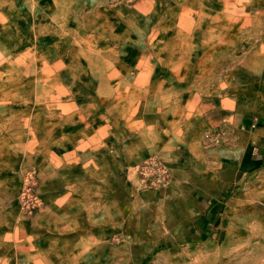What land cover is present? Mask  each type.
Listing matches in <instances>:
<instances>
[{"label": "rangeland", "instance_id": "1", "mask_svg": "<svg viewBox=\"0 0 264 264\" xmlns=\"http://www.w3.org/2000/svg\"><path fill=\"white\" fill-rule=\"evenodd\" d=\"M139 68L205 87L214 122L220 98L264 117V0H0V264H264V170L226 188L209 242L190 225L175 227L174 240L104 236L137 208L124 174L141 189L169 185L156 156L170 173L162 186L133 168L100 179L102 200L86 204L97 224L82 230L98 240L75 250L59 233L69 219L62 191L80 183L76 160L105 148L106 129H96L108 95L131 87ZM227 131L206 133L221 141Z\"/></svg>", "mask_w": 264, "mask_h": 264}, {"label": "crops", "instance_id": "2", "mask_svg": "<svg viewBox=\"0 0 264 264\" xmlns=\"http://www.w3.org/2000/svg\"><path fill=\"white\" fill-rule=\"evenodd\" d=\"M116 78L113 77L115 82ZM179 81L184 78L176 76L168 81L139 68L131 80V87L123 81L122 88H114L108 95L107 109L101 115L104 121L96 129V132L106 129L105 148L101 149L102 143L96 147L104 151L106 158L99 151L78 158L76 164H80L75 175L80 177V183L75 191H67L65 187L61 195L62 215L70 220L65 219L59 233L65 241L75 242V250L83 241L98 240L94 229L90 232L82 230L84 226L95 227L97 224L94 221L98 217L89 216L86 204L97 205V200H102L100 179L106 176L110 183L109 178H114L116 172L134 169L138 162L152 155L168 163L172 175L169 185L160 189H141L134 172L124 174L129 187L128 200L132 196L130 204L136 202L137 208L119 214L121 233L108 227L102 230L104 236L174 240L180 239L179 234L175 236V227L190 225L203 231L209 242V235L214 231L212 226L218 223L214 211L226 188L264 170V117L250 111L240 114L236 108L227 106V98H220L214 111L219 116L214 122L208 116L210 111H206L205 87L196 86L189 80ZM217 128L228 129L227 136L219 144L206 146V131ZM109 199L107 194L108 202ZM114 219L107 223L115 222ZM161 224L173 228L161 233L149 228ZM165 233L169 236H164Z\"/></svg>", "mask_w": 264, "mask_h": 264}, {"label": "built area", "instance_id": "3", "mask_svg": "<svg viewBox=\"0 0 264 264\" xmlns=\"http://www.w3.org/2000/svg\"><path fill=\"white\" fill-rule=\"evenodd\" d=\"M204 137L215 144L220 142V137L216 133H206ZM134 169L141 181L149 187L162 186L169 180L168 167L155 157H149L143 162L137 163Z\"/></svg>", "mask_w": 264, "mask_h": 264}]
</instances>
